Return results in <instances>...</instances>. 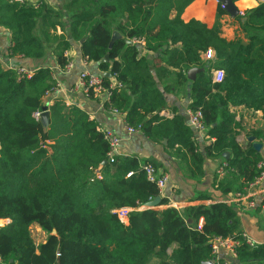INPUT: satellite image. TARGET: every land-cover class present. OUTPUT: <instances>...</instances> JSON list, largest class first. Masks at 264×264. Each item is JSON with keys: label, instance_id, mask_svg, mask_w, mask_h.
I'll return each instance as SVG.
<instances>
[{"label": "trees", "instance_id": "16d2710c", "mask_svg": "<svg viewBox=\"0 0 264 264\" xmlns=\"http://www.w3.org/2000/svg\"><path fill=\"white\" fill-rule=\"evenodd\" d=\"M190 2L63 0L55 9L45 3L0 0V26L10 34L9 56L38 59L55 44L61 68L69 62L65 53L71 41H79L87 61L117 74L120 89L110 88L109 79L102 76L109 93L106 106L125 113V123L140 126L150 140L176 144L178 154L191 161L189 177L203 175L205 157L225 160L227 169L222 175L215 172L212 183L225 193L240 191L258 175L257 164L264 160V150L253 146L264 139V128L253 130L254 140L242 149L234 140L238 123L229 107L244 105L264 117V22L254 26L243 19L247 11L237 15L246 41L238 36L226 40L219 36L218 24L226 11L218 8L215 24L207 28L181 20ZM64 13L68 34H55L52 30L63 24ZM253 13L264 17V3ZM113 31L119 37L109 47ZM127 39L143 40L147 51L159 54L154 73ZM208 49L214 52L210 62L201 57ZM193 66L201 67L200 72L186 88V72ZM212 66L223 71L221 82L212 81ZM168 67L176 69V85L188 90L189 108L201 111L205 135L214 138L204 150H199L183 114L159 116L165 98L157 80L172 75ZM55 84L48 67L18 78L13 68L0 64V219H9L0 226L5 264H202L210 256L211 237L240 234L237 208L224 202L144 208L131 211L127 223L121 222L112 210L144 205L160 196L140 168L149 161L120 154L104 164L96 178L91 168L106 158L109 148L97 123L61 98L47 104L45 125L33 115L46 105ZM225 152L231 156L225 157ZM165 204L168 200L160 197L158 206ZM200 217L204 223L198 228ZM33 223L47 234L45 241L35 243L29 232ZM237 251L238 262L232 264L264 258V246L251 249L241 243Z\"/></svg>", "mask_w": 264, "mask_h": 264}, {"label": "crops", "instance_id": "0c3cea01", "mask_svg": "<svg viewBox=\"0 0 264 264\" xmlns=\"http://www.w3.org/2000/svg\"><path fill=\"white\" fill-rule=\"evenodd\" d=\"M9 2L13 1L9 0ZM26 3L34 5L45 3L55 9H59L61 4H63V0H27ZM233 3L239 12L238 15L243 16L247 11L246 17L244 16L243 19H246L249 24L259 26L264 22V17L256 16L253 13V9L259 3L264 2H260L259 0H236L233 1ZM218 8L219 2L217 0H191V2L184 7L180 14V18L184 22L195 20L204 24L207 28H211L215 24ZM174 14L175 11H172L169 18H172ZM62 21L63 24L61 26L57 25L55 30H52L53 33L68 34V16L65 13ZM218 22L220 37L226 40H232L235 36H238L242 38L243 41H246L240 28V22L235 19V17L232 18L228 13H225L220 16ZM127 43L137 45L139 55L145 56L148 59L149 69L154 73L157 62L155 59L159 54L147 51L144 48L143 40L127 39ZM10 45L11 40L9 31L0 26V49L3 62H7L13 67L22 66L30 72L38 68L48 67L55 83H59L60 89L56 95L52 94L50 96V93L46 95L45 98L47 103L51 100L49 102V104H51L54 99L61 98L67 106H76L80 108L86 112L90 120H94L97 123V127L110 129L120 137L121 155L135 156L141 162L145 160L153 162L159 171L167 175L168 180L161 192V197L166 198L168 204L157 205L154 206V208L162 209L167 206L176 207V202L182 203V205H177L178 208L191 205H209L214 202H222L227 194L232 192L228 191L225 193L221 190V187L212 183L215 172L220 164L226 162L225 160L221 158L205 157L203 175L199 179L195 178V176L189 177L186 173V169L188 165H191V161L181 154H178L176 144L170 145L166 140L152 141L141 131L128 133L126 130L127 124L124 121L125 113L111 110L109 106L104 104L105 97L102 95L98 97L93 95L87 96L82 90L75 89L78 75L84 70L101 77L106 76L105 74L107 72L110 73V76L106 77L109 79L112 88H117L116 86L118 83L116 73L112 74L109 69L105 71L100 70L98 62L87 61L82 56L79 41H71V47L65 53L67 58H69V62L72 63V67L69 70L66 69V65L62 68L58 66L53 52L55 44L53 47L49 46L45 55L38 59L9 56L8 50ZM175 45H180V43H176ZM204 53L201 52L202 59L206 62H210V60L206 59ZM161 65L165 66L164 63H161ZM2 66L5 67L4 64ZM193 67L198 68V71L201 68L198 66ZM168 70L172 75H166L157 80V87L163 92L165 98V105L160 110L159 116L171 119L175 114L181 113L184 115L186 124H188L187 112L190 109L189 103L191 98L186 88L190 84L189 78L187 77L188 82L186 88L182 90L181 87L176 85V79L173 76V72L176 71V69L168 67ZM198 71L196 73H198ZM221 71L220 68L210 67L209 72L213 82H219V73ZM120 87L118 89H120ZM55 96L57 97L54 98ZM229 110L234 114L235 122L238 123V125L233 127L234 140L244 149L250 144L247 141V137L252 136V131L264 128V117H262V112L260 110L255 111L244 105H231ZM192 132L199 145V150H204L209 143L214 141V138L211 136L205 135V137L202 138L198 135L196 136L194 131ZM258 142H260V140ZM261 149L264 150V146H262ZM225 153V157L231 156L230 152ZM103 162L104 160L91 169L94 170L99 166L102 167L104 165ZM181 176H183L184 179H182ZM256 199L261 201L264 199V194H258ZM144 208L145 206L141 205L140 210ZM236 214L242 231L255 239L264 240V209H261L257 204L254 208L247 210H238L237 208ZM2 220L3 219H0V225L4 224ZM203 223L204 221L202 225ZM33 230H35L36 233L42 231L36 223H33L29 227V232ZM41 242H43V240H41ZM234 262L237 263L238 259H235ZM240 264H264V258L250 259Z\"/></svg>", "mask_w": 264, "mask_h": 264}, {"label": "built area", "instance_id": "2783aa9c", "mask_svg": "<svg viewBox=\"0 0 264 264\" xmlns=\"http://www.w3.org/2000/svg\"><path fill=\"white\" fill-rule=\"evenodd\" d=\"M10 1L18 2V3L27 2V0H10ZM259 1L264 2V0H259ZM219 8L224 9V5L221 4L220 2H219ZM204 55H206L207 60H212L214 58V52L212 49L206 50ZM0 64L1 65L4 64L5 65L4 68H13L18 74V78L28 77L32 74V72L28 71L22 66L13 67L7 62H3L1 49H0ZM71 67H72V63L68 62L66 64V69L69 70L71 69ZM215 78L217 79L216 75ZM222 79H223V71L219 73V82H221ZM120 86L121 84L117 83V87ZM110 88H112L111 85ZM59 89H60L59 83L56 82L55 87L50 91H48V93H50V96L52 94L56 95ZM75 89L82 90L85 94H87V96L90 94V91L92 92L91 95L93 96L98 97L99 95H102L105 97L104 99L105 101H107L109 97L107 87L104 86L102 77L93 74L87 70L81 71L79 73ZM56 97L57 96H55L54 98ZM47 104L49 103H46V105L42 109L35 110L33 115L36 119L41 118V114L44 109L47 110ZM110 109L113 110L114 112H118L115 109L112 108ZM187 119H188V126L192 129V131L195 132V135L196 136L198 135L202 138L205 137L206 127L202 120L201 111L199 109L197 110L189 109L187 112ZM97 130L102 132L103 138L108 143V147H109L104 161L106 163L113 162L114 158L117 155L121 154V150H120L121 139L110 129L97 127ZM126 130L128 133H135L137 131H140V126L134 128L132 126L126 125ZM260 141H264V139ZM262 146H264V142H262ZM100 167L101 166L94 169L93 171L94 176L96 178H99L101 175L99 171ZM227 167L228 164L226 162H223L218 167L216 173L218 175H222L224 171L227 169ZM140 168L145 172L147 180L155 183V185L159 189L161 196V192L168 180L167 175L159 171L158 168L155 166V164L152 162L144 163L143 165H141ZM257 168L259 170V173L253 179V181H251L247 186L243 187L242 190L227 194V196L222 200V202L230 205H234L235 207L238 208V210L251 209L254 208L257 204L261 209H264V199H262L261 201L256 199V196L258 194H264V160L258 162ZM130 174L131 173H128L127 176H130ZM140 208L141 205L137 207L122 206L112 210V212L116 214L117 218L121 222L127 223L129 213L134 210H140ZM176 208H178L177 205ZM2 221H4V224L9 223V219L7 218L3 219ZM203 221H204L203 217H200L199 220L197 221L198 228L202 227ZM241 243L246 244L251 249L259 246H264V240L255 239L244 231H241L240 234H238L237 236H213L209 239V245H210L209 261L211 262V264H231L237 258V254H238L237 250L238 247L241 245ZM0 264H5V262L2 260L1 257H0Z\"/></svg>", "mask_w": 264, "mask_h": 264}, {"label": "water", "instance_id": "95a60500", "mask_svg": "<svg viewBox=\"0 0 264 264\" xmlns=\"http://www.w3.org/2000/svg\"><path fill=\"white\" fill-rule=\"evenodd\" d=\"M217 1L224 5V10H225L226 13H228L232 18H233V17H236V16L238 15L239 12H238L237 8L235 7V5H234V3H233V0H217ZM118 37H119V33H118L117 31H113V32H112V35H111V38H110V41H109V47L112 46L114 40H115L116 38H118ZM82 40H83V39H82ZM82 40H81V41H82ZM107 59H108V55L105 54V56H104V60H107ZM197 71H198V68H195V67L190 68V69L187 71V77L189 78V83H191V82L194 80V78H195V74H196ZM105 75H106V76H110V73L107 72ZM47 113H48V111L44 109L43 112H42V114H41V118H40V120H41V122H42L43 124H45V122H46ZM253 140H254L253 136H248V137H247V141L252 142ZM253 146L255 147V149H256L257 151H260V149H261V147H262V143H260V142H254ZM103 164H106V162L104 161ZM160 197H161V196L158 195V196L154 197L152 200L146 202V203L144 204L145 208H152V207H154V206H157V205L160 203ZM181 209H182V208H181ZM202 264H211V262H210L209 260H207V261H204Z\"/></svg>", "mask_w": 264, "mask_h": 264}, {"label": "rangeland", "instance_id": "374dc122", "mask_svg": "<svg viewBox=\"0 0 264 264\" xmlns=\"http://www.w3.org/2000/svg\"><path fill=\"white\" fill-rule=\"evenodd\" d=\"M205 57H206V55H205ZM184 172V171H183ZM185 173V172H184ZM187 173V172H186ZM185 173V174H186ZM187 175V174H186ZM188 177V176H187ZM181 178L182 179H184V177L183 176H181ZM185 180H186V178H185ZM176 205H182V203H178V202H176L175 203ZM30 233H31V236H32V238H33V240L35 241V243H39V242H41V240H45L46 239V233L42 230L41 232H39V233H36L35 232V230H33V231H30Z\"/></svg>", "mask_w": 264, "mask_h": 264}]
</instances>
